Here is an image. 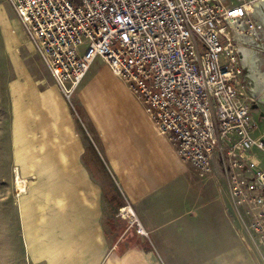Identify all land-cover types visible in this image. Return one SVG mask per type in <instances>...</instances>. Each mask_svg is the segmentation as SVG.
I'll use <instances>...</instances> for the list:
<instances>
[{
  "label": "built area",
  "instance_id": "1",
  "mask_svg": "<svg viewBox=\"0 0 264 264\" xmlns=\"http://www.w3.org/2000/svg\"><path fill=\"white\" fill-rule=\"evenodd\" d=\"M6 1L64 100L70 104L100 58L145 107L190 178L226 191L225 212L241 223L235 231L264 260V168L251 153H264V141L252 137L256 125L237 80L238 67L242 82L264 96V71L258 65L252 79L242 57L247 49L264 50V24L253 21L250 6L226 0ZM123 208L119 213L128 216ZM130 224L146 236L135 218Z\"/></svg>",
  "mask_w": 264,
  "mask_h": 264
},
{
  "label": "rangeland",
  "instance_id": "2",
  "mask_svg": "<svg viewBox=\"0 0 264 264\" xmlns=\"http://www.w3.org/2000/svg\"><path fill=\"white\" fill-rule=\"evenodd\" d=\"M226 3H247L254 12L253 21L258 24L263 21L264 24V0H226ZM254 4H258V8H253ZM247 50L259 60L256 65L264 71V50ZM259 73L257 70L256 74ZM244 74L237 67L238 88L248 97L251 118L256 123L254 135L259 136L264 133V117L261 116L264 104L258 101L259 97L251 95V90L256 89L254 85L242 82ZM142 113L146 114L145 107L136 101L121 79L111 74L100 58L92 62L69 104L34 53L14 11L6 0H0V264H51L53 258L42 246L48 243V233L42 236L41 232V229L48 230L49 226L34 224L36 228L31 230L27 224L24 228L22 214L28 218L29 213L34 214L32 211L37 204L51 200L55 192H45L41 198L33 197L31 192L37 193L40 183L47 182L48 186L49 174L55 173L57 178L67 172L70 174L67 162L89 164L93 176L99 179L104 194L103 223L107 238L119 235L125 223L136 218L119 213L129 204L113 177L111 163L118 144H131L134 149H141L144 156L157 143ZM251 153L264 168V153L257 149ZM193 184L205 187L210 183L193 180ZM23 186V192H18ZM219 193L225 202L226 191L220 189ZM27 199L29 203H26ZM243 217L247 220L246 216ZM233 218L234 228L240 230L239 219L235 214ZM65 230L64 236L59 238L55 234L59 230L51 231L56 237L50 238L49 242L64 244L54 257L56 264H71L66 263L71 256L67 254ZM146 230L148 238L138 235L134 225L132 235L141 236L139 247L130 253V259L126 255L115 264H209L206 261L208 248L196 245L199 234L190 223L185 230L175 224H158ZM28 237L32 238L30 245ZM125 243L127 241L119 245L120 250L126 248ZM63 249H67L66 252ZM108 255H105V264L112 260V255Z\"/></svg>",
  "mask_w": 264,
  "mask_h": 264
},
{
  "label": "crops",
  "instance_id": "3",
  "mask_svg": "<svg viewBox=\"0 0 264 264\" xmlns=\"http://www.w3.org/2000/svg\"><path fill=\"white\" fill-rule=\"evenodd\" d=\"M254 93L259 97L258 101L264 104L263 94L260 96L258 89H255ZM144 116L157 143L152 146L148 155L144 156L141 149H134L131 144H118L117 153L113 155L111 163L113 177L124 193L128 207L136 216L135 219L141 223L143 231L147 232V227L153 229L158 224H175L180 230H185L186 225L190 223L199 234L196 239L199 242L196 245L208 248L206 261L209 264L264 263L260 254L235 231L225 212L227 196L223 202L215 183L211 180H208L210 184L205 187L194 185L170 143L157 134L147 114L142 113L143 118ZM261 125L263 126V123ZM263 135L264 133H259V136H255L254 131L252 132L255 139H262ZM254 159L263 166L256 157ZM66 165L69 166L70 174L67 172V175L59 178L55 173L49 174L51 180L48 186L47 182L40 183V190L37 193L31 192L33 197L36 195L37 198H41L45 192L55 193L47 203L41 201L40 205L37 204L32 211L34 214L29 213L28 218H24L25 213L22 214L24 228L27 224L31 230L36 228L34 224L39 227L49 226L48 230L41 229V232L42 236L48 233V243L42 246L45 253L53 258L50 259L51 264H56L54 257L60 253L59 247L64 248V244L59 241L51 244L50 238L55 239V234L57 238L64 236L65 229L68 240L66 248L69 250H63H67V254L71 256L70 260L66 259V263L105 264L107 253L108 257L112 255L110 264L117 263L126 255L129 258L130 253L138 249L139 243L133 248H129L130 244L125 243V246H128L123 250H120L119 245L134 226L126 222L119 235L107 238L103 223L104 194L99 179L93 176L89 164H76L75 161L72 164L71 161ZM66 165L63 164L64 168ZM26 203H29L28 199ZM128 211L130 214V210ZM149 223L153 225L147 226ZM57 230L58 233L51 232ZM146 237L148 238V234ZM24 238L26 239L25 233ZM30 239L32 238L28 237L29 245L33 243H30Z\"/></svg>",
  "mask_w": 264,
  "mask_h": 264
},
{
  "label": "bare ground",
  "instance_id": "4",
  "mask_svg": "<svg viewBox=\"0 0 264 264\" xmlns=\"http://www.w3.org/2000/svg\"><path fill=\"white\" fill-rule=\"evenodd\" d=\"M257 6V5H256ZM258 8V7H257ZM262 19L264 20V15H263V17H262ZM242 51H243V49H242ZM243 58H244V60H249V76L252 78V79H254V80H256L257 81V74H256V72H257V70H258V67H257V65H256V59H254V57H253V55H251V54H249L248 53V50H245L244 51V56H242ZM243 61V60H242ZM251 72V73H250ZM256 81H255V83H256ZM18 178V177H17ZM22 183H23V181H21ZM19 186V185H18ZM23 188H24V186L23 187H20V189L18 190V192H20V193H22L23 192ZM124 209H128V210H130V214H129V211L127 210V211H123V212H126V214L127 215H130L132 218L134 217V214L132 213V210H131V208L130 207H128V206H126V207H124L123 208V210Z\"/></svg>",
  "mask_w": 264,
  "mask_h": 264
},
{
  "label": "trees",
  "instance_id": "5",
  "mask_svg": "<svg viewBox=\"0 0 264 264\" xmlns=\"http://www.w3.org/2000/svg\"><path fill=\"white\" fill-rule=\"evenodd\" d=\"M131 230L124 236V238L121 241V243L124 242V241H127V243L130 244L129 246L127 245L129 248H133L135 246L137 247L138 243H139L137 237L132 235V231Z\"/></svg>",
  "mask_w": 264,
  "mask_h": 264
},
{
  "label": "water",
  "instance_id": "6",
  "mask_svg": "<svg viewBox=\"0 0 264 264\" xmlns=\"http://www.w3.org/2000/svg\"><path fill=\"white\" fill-rule=\"evenodd\" d=\"M261 116L264 117V113H261Z\"/></svg>",
  "mask_w": 264,
  "mask_h": 264
}]
</instances>
